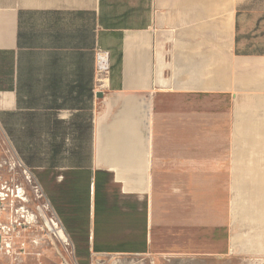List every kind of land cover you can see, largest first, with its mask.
I'll return each instance as SVG.
<instances>
[{
    "label": "crops",
    "instance_id": "obj_1",
    "mask_svg": "<svg viewBox=\"0 0 264 264\" xmlns=\"http://www.w3.org/2000/svg\"><path fill=\"white\" fill-rule=\"evenodd\" d=\"M97 47L112 59L102 91ZM0 129L53 180L50 198L84 263L154 254L153 198L148 250L130 226L117 235L122 193L150 187L178 195L180 226L225 225L231 254L235 177L259 179L255 254L264 256V0H0ZM120 157L143 162L140 171L112 168ZM52 243L40 263L11 262L60 264Z\"/></svg>",
    "mask_w": 264,
    "mask_h": 264
},
{
    "label": "rangeland",
    "instance_id": "obj_2",
    "mask_svg": "<svg viewBox=\"0 0 264 264\" xmlns=\"http://www.w3.org/2000/svg\"><path fill=\"white\" fill-rule=\"evenodd\" d=\"M222 103H226L225 99ZM32 171L36 176L39 174L35 169H32ZM37 178L43 186L46 196L51 200L50 186H52L53 180L51 178L42 179L38 176ZM40 179H42L44 185ZM78 181L80 182V180ZM36 186V179L27 178L24 168L16 158L15 150L12 148L8 136L0 129V219L2 221H10L11 218L15 220L21 213L17 212V210L21 211L24 208L29 211L28 215L31 224L25 222L26 224L22 228L21 233V237L29 243L27 252L23 256L31 259L36 257L40 263L45 257L51 255L55 249L52 248L54 246L52 241L47 240L44 235L43 218L39 213L38 206L45 204L46 201L37 193ZM156 190L159 192L161 187L156 189L150 187L149 192L146 194L122 193L121 205L124 211L121 212L119 218L121 232L117 234L124 237L127 235L124 229L130 226L131 229L135 230V234L131 232V239L136 236L137 250H148L145 242L150 215V200L153 198V245L151 251L154 254L151 256L133 253L116 256H97L91 261L92 264H264V256L257 255L255 254L256 251H254L255 241L257 240L256 221L249 220L240 214L238 209L235 210V213H233L235 228H233L232 235L243 233L246 239L237 246L231 243L233 252L224 254L223 251L227 247L228 235L230 234V231L227 232L225 225L217 224L216 227H209L200 224L195 219L192 226H186L185 228L180 226V214L183 215L184 213L183 211L180 213L178 195H162ZM237 193L238 191L234 188L233 200H235ZM249 194L251 195V191H249ZM249 194L246 193V198L250 197L248 196ZM2 196H5L6 199L2 200ZM51 202L53 204L52 200ZM166 202H169L167 203L168 207L163 208L162 206ZM198 212L191 210L190 214L197 215ZM217 212L219 213V211ZM188 213L186 210L185 215H190ZM219 221L220 216L217 218V223ZM247 221L249 222L248 229L245 227L247 226ZM242 227L246 228L245 231L240 230ZM79 235L80 233L77 234L78 237ZM34 238L40 239L39 245H34L31 242ZM74 243H76L77 258L73 260V264H87L86 262L84 263L81 255V242L76 241ZM144 243L146 249L141 248ZM11 261V256L5 255L0 251V264H12Z\"/></svg>",
    "mask_w": 264,
    "mask_h": 264
},
{
    "label": "built area",
    "instance_id": "obj_3",
    "mask_svg": "<svg viewBox=\"0 0 264 264\" xmlns=\"http://www.w3.org/2000/svg\"><path fill=\"white\" fill-rule=\"evenodd\" d=\"M97 88L102 91L108 87V80L112 73V59L111 52L102 47H97ZM16 158L20 165L24 168V173L28 179L35 178L37 181L36 191L40 194L41 198H44L46 203L38 206L39 213L43 218V230L47 240L55 242L60 245L65 253L62 257L60 264H73V260L77 258V252L75 243L72 240L67 228L63 224L59 214L55 210L51 200L46 196L45 190L38 180L36 174L27 167L23 161L16 155ZM6 195V194H5ZM47 197V199H46ZM6 197L2 196V200ZM19 217L15 220L12 218L10 221H2L0 219V251L11 257L23 256L27 252L28 241L21 237L22 228L24 225L31 224L29 219L28 210L24 208L21 211ZM26 222V223H25ZM34 245L40 244L39 238L31 240Z\"/></svg>",
    "mask_w": 264,
    "mask_h": 264
},
{
    "label": "bare ground",
    "instance_id": "obj_4",
    "mask_svg": "<svg viewBox=\"0 0 264 264\" xmlns=\"http://www.w3.org/2000/svg\"><path fill=\"white\" fill-rule=\"evenodd\" d=\"M124 119V118H123ZM126 120V119H125ZM128 120V119H127ZM124 121V120H123ZM123 121L121 120V122L123 123ZM120 122V123H121ZM116 123V122H115ZM133 124H134V122H132ZM135 123H136V121H135ZM244 123V122H243ZM126 125V127L128 128V125H130L131 126V124L128 122V123H125ZM128 124V125H127ZM238 125H240L239 123H237ZM115 126H116V124H114ZM123 126H124V124H122ZM122 125H120V127L122 126ZM237 125V126H238ZM253 125H255V124H253ZM129 126V129H127V130H125V128L123 127V131L125 130L126 132L129 130V131H131V127ZM133 126V125H132ZM119 127V126H118ZM133 128V127H132ZM244 128V127H243ZM242 128V129H243ZM253 128H254V126H253ZM119 129V128H118ZM121 129V128H120ZM120 129H119V131H120ZM135 130H133V132H134ZM249 130H247V132H248ZM254 131V130H253ZM257 131V130H256ZM137 132V131H136ZM136 132L135 133H133V135L132 136H135V135H137L136 134ZM241 132V131H240ZM246 131L244 130V133H245ZM138 134H139V132H137ZM243 133V132H242ZM120 134V133H119ZM128 135H131V132H129V133H127ZM135 134V135H134ZM248 134V133H247ZM250 134V133H249ZM126 135V134H125ZM125 135H122V137L123 138H121V141H123V140H132L133 141V137L132 136H129L128 137V135H127V137L125 136ZM140 135V134H139ZM138 135V136H139ZM119 136V135H118ZM241 136V135H240ZM248 136V135H247ZM136 137V136H135ZM237 137V136H236ZM252 137H254L253 135H252ZM252 137L250 136V139H249V141H251V139H252ZM242 138V137H241ZM249 138V137H248ZM256 138V137H255ZM116 139V138H115ZM115 139H114V141H115ZM119 139V138H118ZM140 139V137L138 138V140ZM142 139V138H141ZM140 139V140H141ZM139 140V141H140ZM237 141V140H236ZM140 143V142H139ZM138 143V144H139ZM142 143V142H141ZM118 145V144H117ZM124 145V144H123ZM123 145H121L123 148H125V149H129L128 148V146H127V148H126V146H123ZM131 145H132V143H131ZM143 145V144H142ZM130 146V145H129ZM118 147V146H117ZM136 146H134L133 148H135ZM252 147V146H251ZM257 148V147H256ZM132 149V148H131ZM131 149H129V150H131ZM253 149H254V146H253ZM125 151V150H124ZM133 151H134V149H133ZM132 151V152H133ZM140 151V150H139ZM257 151V150H256ZM110 153H111V151H110ZM113 153V152H112ZM115 153H116V151H115ZM128 153V152H127ZM137 153L138 152H136V155H137ZM262 153V152H261ZM118 154V153H117ZM130 154V153H129ZM134 154H135V152H134ZM139 155H141V153L139 152L138 153ZM142 154H143V152H142ZM126 155V154H125ZM138 155V156H139ZM144 156H145V153L143 154ZM240 155V154H239ZM239 155H238V158H239ZM246 155V154H245ZM119 156V155H118ZM128 158H129V156L131 157V154L130 155H126ZM133 156H135V155H133ZM132 156V160H133V157ZM138 156H137V158H138ZM241 156H243V155H241ZM249 157H250V154L248 155ZM257 156V155H256ZM112 157V156H111ZM141 157V156H140ZM146 157V156H145ZM144 157V158H145ZM251 157H253V156H251ZM114 158H116V157H114ZM122 157H120V159H121ZM142 158V157H141ZM144 158H142V159H144ZM243 158H245V157H243ZM247 158V157H246ZM113 159V158H112ZM111 159V161H110V163H111V166H113L112 168H114V169H126V170H130V171H140V169H138L139 168V166H141V165H138V163L135 161V162H133V161H122V159H121V161H115L114 159L112 160ZM135 160H136V158H134ZM140 159V158H139ZM139 159L137 160V161H139ZM118 160V159H117ZM242 160V159H241ZM145 161V160H144ZM245 161H243V163H244ZM248 162V161H247ZM246 162V163H247ZM250 162V161H249ZM143 163V162H142ZM142 163H139V164H142ZM145 163H146V161L144 162V165H142V167L143 166H145ZM240 163V162H239ZM251 163V162H250ZM256 163V162H255ZM237 164V163H236ZM241 164V163H240ZM245 164V163H244ZM238 165V164H237ZM141 168V167H140ZM118 169V170H119ZM141 169H144V167L143 168H141ZM117 171V170H116ZM121 171V170H120ZM118 173H120L119 171H118ZM250 173V172H249ZM247 174V173H246ZM247 176V175H246ZM256 176V175H255ZM250 177V176H249ZM259 179L258 178H256V177H253V178H251L250 177V179H246V178H243V177H235L234 178V188H235V190H237L238 191V193L236 194V197L234 198L235 200H233V213H235V210L236 209H238L239 210V213L240 214H242L243 216H245V217H247L249 220H251V221H253V222H255L256 221V217H257V201H258V199H257V192H258V187H260V186H258V181ZM249 191H251V195L249 194ZM246 193L247 194H249L248 196H250L249 198L247 197L246 198ZM261 196V195H260ZM245 239H246V237H245V235L243 234V233H237V234H234V235H232V237H231V243L234 245V246H237L238 244H240V243H243L244 241H245ZM257 240L255 241V249H254V251H257ZM260 248L261 249H259V250H264V243H263V241L261 240V242H260Z\"/></svg>",
    "mask_w": 264,
    "mask_h": 264
}]
</instances>
